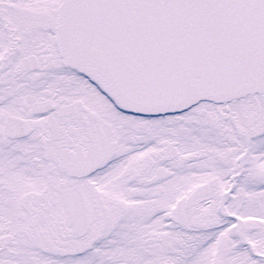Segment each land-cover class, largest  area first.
Returning <instances> with one entry per match:
<instances>
[{
	"label": "snow or ice",
	"instance_id": "1",
	"mask_svg": "<svg viewBox=\"0 0 264 264\" xmlns=\"http://www.w3.org/2000/svg\"><path fill=\"white\" fill-rule=\"evenodd\" d=\"M0 264H264V0H0Z\"/></svg>",
	"mask_w": 264,
	"mask_h": 264
}]
</instances>
